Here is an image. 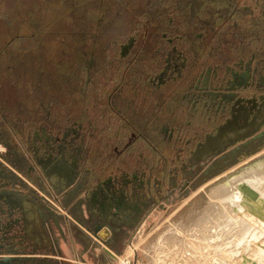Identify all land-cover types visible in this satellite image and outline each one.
Returning <instances> with one entry per match:
<instances>
[{"label":"rangeland","instance_id":"1","mask_svg":"<svg viewBox=\"0 0 264 264\" xmlns=\"http://www.w3.org/2000/svg\"><path fill=\"white\" fill-rule=\"evenodd\" d=\"M207 52L215 57L203 60ZM253 58L264 62V0H0V258L33 254V264L183 260L184 248L175 250L171 232L184 237L183 228L205 219L212 189L264 161V147L243 155L260 146L257 140H198L183 164L172 161L173 150L166 153L164 189L154 205L129 223L102 219L119 248L114 258L104 252L110 238L104 241L92 229V191L122 162L128 144L131 150L141 146L139 133L163 147L168 134H176L178 126L165 115L171 99L184 96L190 109L197 94L219 85L216 67H222L221 78L232 79V70L253 68ZM158 89L161 100L147 106ZM154 115L155 134L149 128ZM257 126L250 127L252 137L264 130ZM58 166L65 169L58 173ZM71 167L73 178L62 182ZM9 195L28 207L12 209ZM43 232L50 239L44 247ZM222 233L226 244H214L215 256L197 250L191 260L233 259L237 247L231 233ZM12 248L24 251L10 253ZM258 249L252 245L247 253Z\"/></svg>","mask_w":264,"mask_h":264},{"label":"flooded vegetation","instance_id":"2","mask_svg":"<svg viewBox=\"0 0 264 264\" xmlns=\"http://www.w3.org/2000/svg\"><path fill=\"white\" fill-rule=\"evenodd\" d=\"M135 42V38L128 40V44H135ZM122 46H125V44ZM214 57L209 56L207 52V55L202 59L206 61ZM254 61L253 58L251 65L255 66L251 68L247 64L242 73L236 74L232 70V79H227L226 75L224 76L225 73L221 78L217 73L219 70H222V67H216L214 79L219 85L207 87L197 94L191 103L190 109H186L187 106L183 102L184 96L180 100L171 99L168 105L171 112L165 115H168L178 126L176 134L173 131L169 133L163 147L161 140L157 141L155 137L152 140L149 136L147 137L139 133L138 138L143 141L142 144L140 143L141 146L136 148V150H131L128 144L122 162L120 164H113L112 172L104 180H100L95 185L89 202L90 217L93 218L95 215L94 226L92 228L95 235L104 241L110 238L109 247L104 248L106 254L114 258L116 256L114 251L119 250V248L112 241L111 229L102 219L110 218L116 222L129 223L136 214L141 212L142 208L154 205L152 203L157 198H160L161 192L164 189L162 163H169L168 157L165 155L166 153L173 150L175 157L172 161L183 164V160L193 152L191 148L194 142L200 140L199 145L210 138V144H212L213 140L218 139V137L233 140L232 143H239L250 138L254 142L257 140L256 142L260 143L259 147L257 145L252 146L243 155H251L263 149L264 135L254 139L252 137L254 132H250V127L253 125H258L257 127L260 130L264 129V62L259 64ZM230 68V65H228L227 69L230 70ZM253 75H256V77H253ZM208 79L209 76L205 78V81ZM208 81H211V78ZM161 84L162 80H160L159 88ZM158 91L159 93L155 92L153 96L151 95L152 100L146 101L147 106L149 104L156 105L157 101L161 100L162 93L159 89ZM156 119L157 116L155 115L149 119V128L154 134L156 132ZM125 121L129 123L128 120L125 119ZM214 129H216V134H210ZM212 136L214 139H212ZM173 143L176 144L174 147L171 146ZM179 143L182 145L177 146ZM241 157L242 154L239 153L238 159L240 160ZM64 169L65 166H58L56 168L58 173H61ZM165 171L169 177V171L167 169ZM75 172L76 170L71 167L62 178L56 174H54V177L56 179L61 178L63 182L67 177L73 178ZM8 200L12 203L10 206L12 209H17L18 206L22 209L28 207L26 202H20L19 204L17 200H10V195ZM113 206L117 209L116 211L111 210ZM26 212L24 211L25 215H27ZM79 220L87 223L82 217ZM30 228L28 225V229ZM105 234L107 235L104 236ZM39 238L42 240V245H49L50 239L47 237V234L43 232ZM2 241L3 238H0V251L5 246ZM38 241L40 240L38 239ZM10 251V253H18L24 250L12 248ZM42 251L44 252L45 250ZM32 255L4 256L0 258V264H33L36 259L33 258L35 255ZM8 257L11 259H7ZM37 260L42 261L43 259Z\"/></svg>","mask_w":264,"mask_h":264},{"label":"bare ground","instance_id":"3","mask_svg":"<svg viewBox=\"0 0 264 264\" xmlns=\"http://www.w3.org/2000/svg\"><path fill=\"white\" fill-rule=\"evenodd\" d=\"M209 198L211 205L206 209L205 219L200 221V224L183 228L182 236L185 234L184 237L179 236L178 230L171 232L169 239L175 250L184 248L181 250L184 253L183 260L178 258L180 261L174 260L175 263L198 264L195 259L191 260L190 254L197 250L199 252L208 250L206 253H209L212 251L210 249L215 248L214 244L217 245L221 240L226 244V239L221 238L224 233L219 234L220 229H224L228 234L231 233L228 239L233 242V247L237 248L233 249L231 246L235 253L233 259L223 258L220 255L223 264H264V242H261L262 239L264 240V161H260L245 173L212 189ZM245 241L248 246L243 250L238 249ZM255 244L259 246L257 252L254 255L248 254L247 250H250L251 246ZM179 251L178 255L181 254ZM219 251L221 250L219 249ZM216 254L214 253V256ZM173 258L171 257V259ZM214 262H218V260L208 263L205 260L204 264H215Z\"/></svg>","mask_w":264,"mask_h":264},{"label":"water","instance_id":"4","mask_svg":"<svg viewBox=\"0 0 264 264\" xmlns=\"http://www.w3.org/2000/svg\"><path fill=\"white\" fill-rule=\"evenodd\" d=\"M264 135V130L263 131H261L260 133H258L256 136H254V139H257V138H259V137H261V136H263ZM7 259H11L10 257H8ZM5 261V260H4Z\"/></svg>","mask_w":264,"mask_h":264},{"label":"crops","instance_id":"5","mask_svg":"<svg viewBox=\"0 0 264 264\" xmlns=\"http://www.w3.org/2000/svg\"><path fill=\"white\" fill-rule=\"evenodd\" d=\"M49 243H50V240H49ZM63 244H64V248H66V245H65V243L63 242ZM63 244H62V246H63Z\"/></svg>","mask_w":264,"mask_h":264},{"label":"trees","instance_id":"6","mask_svg":"<svg viewBox=\"0 0 264 264\" xmlns=\"http://www.w3.org/2000/svg\"><path fill=\"white\" fill-rule=\"evenodd\" d=\"M82 4H83V3H82ZM82 4H81V5H82Z\"/></svg>","mask_w":264,"mask_h":264}]
</instances>
